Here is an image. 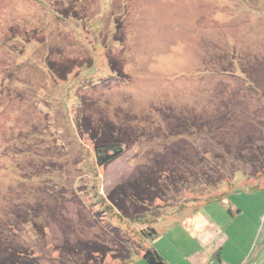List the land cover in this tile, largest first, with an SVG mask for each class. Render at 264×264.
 I'll use <instances>...</instances> for the list:
<instances>
[{
  "label": "rangeland",
  "instance_id": "1",
  "mask_svg": "<svg viewBox=\"0 0 264 264\" xmlns=\"http://www.w3.org/2000/svg\"><path fill=\"white\" fill-rule=\"evenodd\" d=\"M263 67L264 0H0L1 249L264 264Z\"/></svg>",
  "mask_w": 264,
  "mask_h": 264
},
{
  "label": "trees",
  "instance_id": "2",
  "mask_svg": "<svg viewBox=\"0 0 264 264\" xmlns=\"http://www.w3.org/2000/svg\"><path fill=\"white\" fill-rule=\"evenodd\" d=\"M231 65L233 66L234 63H231ZM259 66H260L259 64H255V65L251 64L250 67H249V71L248 70L242 71V74H240V75H242V78L239 77V80H240V82L243 85V89L245 88V86H247L248 88L253 87V88H255V90H257V87H256V83L257 82H256V78L254 77L256 75H253V74L254 73H258L259 75L261 74V73L258 72L260 70V69H258ZM260 67H262V66H260ZM228 72H231V71L228 70ZM245 72H251V74L252 73L253 74L252 75H249V74L246 75ZM247 76H250L251 79H248ZM179 126L182 127L181 124ZM201 126H202L201 124H198L196 126V128H198V130H202L204 125L202 127ZM99 147H101V145H99ZM104 148H105V146H103V149ZM120 154H121V150L120 149H114V151H112V154H109L108 157H104V158H100V159H101V162L106 165V164H108L110 162L111 163L114 162L115 159H117L120 156ZM249 160H250V162H253L254 160L256 161V159L252 158V156H251V158ZM216 172L217 173H221V171L220 172L216 171ZM140 183L139 182L138 183L134 182V183H130V184H128L126 186V187H128V190L131 192V195H130L131 198L138 197V198L143 199L142 196H144V193H143V191L140 188L142 186ZM151 185H152V181H151ZM148 187H149L148 184H144V186H143L145 191H147ZM118 191L119 190H116V191L114 190L112 192V194H111V202L115 206H117L119 208V210H121L124 213H127L126 208H124L122 206V204H121L122 201H124V198H121V196L118 194ZM125 196H126V198H125V200H126L127 199V195H125ZM113 232L118 234V235H120L121 231L117 230V229H114ZM157 235H158L157 231L155 229H153V228H151L149 230V232L147 233V236L150 239H155L157 237ZM130 239L124 238L121 241V243L123 244V248L126 249V251H127V253L124 254V257H126L128 259L131 257V251H132L131 247L134 246L133 244H135V243H132ZM0 241H2V240H0ZM2 243L3 242H1V244ZM82 246H85V245L81 244L80 247L83 248ZM144 251H146V252L144 254L143 259L147 262V264H167L165 258L163 257V255L159 251H157L155 248H147ZM3 253H5L4 254L5 257L3 256L2 258H0V264H41L38 261V259H39L38 256H36L34 254H31V253H28L27 251H21V252L19 251L18 252L15 249H11L10 250L9 248L6 249L5 247H4V249H1V247H0V255H3ZM87 263H89V260H87Z\"/></svg>",
  "mask_w": 264,
  "mask_h": 264
}]
</instances>
